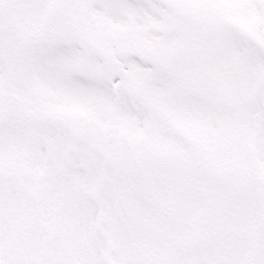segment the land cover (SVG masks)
<instances>
[{
	"label": "snow or ice",
	"instance_id": "snow-or-ice-1",
	"mask_svg": "<svg viewBox=\"0 0 264 264\" xmlns=\"http://www.w3.org/2000/svg\"><path fill=\"white\" fill-rule=\"evenodd\" d=\"M0 264H264V0H0Z\"/></svg>",
	"mask_w": 264,
	"mask_h": 264
}]
</instances>
